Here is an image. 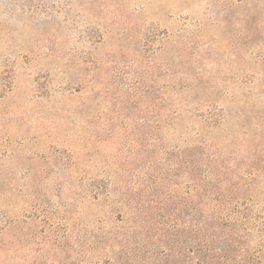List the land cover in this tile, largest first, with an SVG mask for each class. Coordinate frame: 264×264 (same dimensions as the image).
Wrapping results in <instances>:
<instances>
[{"label":"rangeland","instance_id":"374dc122","mask_svg":"<svg viewBox=\"0 0 264 264\" xmlns=\"http://www.w3.org/2000/svg\"><path fill=\"white\" fill-rule=\"evenodd\" d=\"M262 82L264 0H0V213L36 218L43 242L28 262L87 261L98 227L137 248L138 264L166 249L170 264L197 262L203 168L192 177L187 121L160 131L158 120L175 97L214 99L230 114L216 142L242 127L263 141L264 94L250 90ZM237 154L211 168L232 166L233 192L257 213L264 172L247 177L257 159ZM106 179L112 203L92 202Z\"/></svg>","mask_w":264,"mask_h":264},{"label":"trees","instance_id":"16d2710c","mask_svg":"<svg viewBox=\"0 0 264 264\" xmlns=\"http://www.w3.org/2000/svg\"><path fill=\"white\" fill-rule=\"evenodd\" d=\"M192 88H195L193 83L179 86V90L186 92ZM250 90L254 94H264V82L258 86L253 85ZM217 103L214 99H200L193 104L190 103L193 108H188L189 101L175 97L171 104L175 107L169 110L165 116L167 118L163 116V119L158 120L157 129L160 131L171 130L173 124L177 125L183 119L187 121L184 134L190 140L188 151L191 158L189 164L192 168V177L198 168H203V177L199 176V179L206 186L208 200L203 210L205 239L200 259L194 264H264V207L254 213L247 206L251 198H245V196H239L238 192H233L232 180L236 173L233 174L235 169L233 170L232 166L219 165L216 168L217 172L213 171L216 167L215 163L222 157H226L227 162L233 164L238 157V150H242L243 154L247 157L254 156L258 162V166L247 170L246 176L255 178L264 172V123L257 122L253 125L263 141L261 139L260 142H255V136L249 134L251 128L242 127V139L235 134L233 136L228 134L223 135V139L216 142L215 135L222 130L230 115L218 108ZM224 142H229L233 150L224 153L222 147ZM212 165H214L213 168H211ZM110 184V181L106 179L103 180L102 185H93L90 200L96 203L101 202V204H111L114 191ZM250 186L251 184L247 183V187ZM35 219L26 214L12 219L0 213V264H41L38 261L29 263L27 260L29 253L43 242V239L35 238L31 233L30 228ZM120 220L122 224L127 222V220ZM101 221L102 219H99L97 223ZM96 230L102 235L94 238L92 242L93 256L87 261L78 259L74 264H138L135 262L138 255L137 248L133 249L130 242L124 240L120 233L114 236L111 231L103 227H98ZM60 244L56 242L52 244V248L57 250L56 246ZM169 256L166 249L162 260L152 264H170ZM56 258L61 259L62 256L56 254L49 263L53 264ZM189 259L192 260L193 256ZM63 260L68 264L72 257L65 256ZM179 261L174 264H189L188 259Z\"/></svg>","mask_w":264,"mask_h":264}]
</instances>
